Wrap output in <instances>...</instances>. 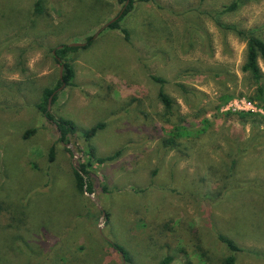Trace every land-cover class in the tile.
<instances>
[{"label":"rangeland","instance_id":"rangeland-1","mask_svg":"<svg viewBox=\"0 0 264 264\" xmlns=\"http://www.w3.org/2000/svg\"><path fill=\"white\" fill-rule=\"evenodd\" d=\"M37 1L0 0V264H123L111 242L130 264H225L218 234L241 249L234 264H264V60L259 85L242 70L245 40L212 17L234 0H135L127 37L105 26L116 0H40V12ZM220 21L264 40V0H240ZM70 43H83L66 55L75 75L50 112L76 124L77 158L57 142L49 160L56 133L36 103L60 77L54 48ZM153 76L174 100L169 120ZM175 123L190 134L167 149ZM92 147L118 155L98 163ZM81 162L102 222L75 186Z\"/></svg>","mask_w":264,"mask_h":264},{"label":"trees","instance_id":"trees-1","mask_svg":"<svg viewBox=\"0 0 264 264\" xmlns=\"http://www.w3.org/2000/svg\"><path fill=\"white\" fill-rule=\"evenodd\" d=\"M134 1L135 0H116L117 3L122 4V8H121L122 12L115 21H113L112 23L108 25V28L120 29L125 34L126 37L128 36L127 30L121 27L120 22L128 13H130V11L133 10ZM238 1L240 2V0H234L233 2H231V4L219 10L212 17L215 19L216 23H218L219 25H223L225 28L235 31L239 37L245 40L246 56H245V62L242 65V70L248 72L251 75L252 79L257 84L260 85L259 82L262 79V72L258 64V58L261 57L264 60V40L261 39L256 34L255 31L239 29L234 25L222 24L220 21V16L226 12L234 10L239 4ZM35 9L37 12H40V0H38L35 3ZM93 41H94V37L92 35L87 36L84 47H88L89 45H91ZM77 48L78 46H69L68 44H62L61 48H58V47L54 48L53 55H54L56 62L59 63V65H63L62 74L58 78L54 87H45L42 89L40 100L39 102L36 103V108L40 111L41 114H43V116L47 120V123L50 124V127H52L54 132L56 133V139L53 141L54 143L51 145L49 149V154H48L49 160H53V158L55 157L54 144L57 142L61 143L65 147V149L71 153V150L67 148L64 144L70 143L71 142L70 137L74 136L77 132L76 124L72 120L64 118V117L56 118L50 112V110L47 109L48 98L53 94L51 98V103L53 104L58 97V93H56V91L63 84L67 86L72 83L71 81L74 78L75 71H74L72 64L67 60L66 55L68 51L75 50ZM153 79L156 82L160 83V88L157 92V97L163 105V110H164L163 115L167 117L166 120H169V117L173 115L174 100L163 89L164 79L161 77H157V76H153ZM258 94L259 96H257V99L263 100L262 96L264 92L260 86L258 87ZM239 115H240L239 117L245 118L246 115H248V113L241 112ZM103 127H104V123L98 122L95 125L89 127L88 129L83 130L82 136L85 138V140H89L97 133V131H99ZM30 130H31L30 133L35 131L34 128ZM189 134L190 132L186 125L175 123L173 124L172 129L169 131V136L163 139V142H162L163 147L167 149H172L174 146L177 145V142H178L177 139L181 137H186ZM88 154H90L91 157L95 158V160L98 163H104L106 161L114 159L118 155V152H115L111 155L97 157L95 155L94 148L92 147L88 150ZM233 164H234V160H232L231 162V167H233ZM89 165L90 164L88 162H81L77 166V168L73 167L75 186L82 193H83L84 184H86L87 186V191L89 192L94 191L92 184L90 180L88 179L89 173H90ZM85 177H86V181L84 179ZM19 217L20 218L18 219V221L22 222L24 218L21 216ZM218 239L231 252L230 255L226 257L225 264H234V261H235L234 253L241 251V249L235 244V242L232 239L228 238L227 236L223 234H218ZM110 245L111 247L115 248L121 253V256L125 260V263L127 264L131 263L132 258L130 254L121 244L117 242H111ZM172 259L173 258L171 255H166L163 257L160 264H172ZM177 264H195V263L191 261L188 258V256H186L185 259L181 263H177Z\"/></svg>","mask_w":264,"mask_h":264},{"label":"water","instance_id":"water-1","mask_svg":"<svg viewBox=\"0 0 264 264\" xmlns=\"http://www.w3.org/2000/svg\"><path fill=\"white\" fill-rule=\"evenodd\" d=\"M121 12H122V10L119 12V14L118 15H116L115 17H113L111 20H109L106 24H105V26H107V25H109L110 23H112L113 21H115L118 17H119V15L121 14ZM69 46H79V45H83V43H70V44H68ZM62 46L60 45V46H58V48H61ZM54 52V51H53ZM62 69H63V65H60V76H61V74H62ZM62 86H64V84L62 85ZM61 86V87H62ZM60 87V88H61ZM53 95V94H52ZM52 95L48 98V103H47V109L48 110H50V105H51V98H52ZM67 148H69L70 150H71V152H72V159L74 160V159H76L77 158V154H76V151L74 150V148H73V145L71 144V143H65L64 144ZM74 167H76L77 168V166L76 165H74ZM85 179V181H86V177L84 178ZM83 192H84V194L86 195V196H88L92 201H93V203L97 206V208L98 209H100L101 210V216H100V222H102L103 220H104V211L101 209V206L99 205V203L97 202V200L95 199V195H94V193L93 192H89V191H87V186H86V184H84V186H83ZM123 264H125V260L123 259Z\"/></svg>","mask_w":264,"mask_h":264},{"label":"built area","instance_id":"built-area-1","mask_svg":"<svg viewBox=\"0 0 264 264\" xmlns=\"http://www.w3.org/2000/svg\"><path fill=\"white\" fill-rule=\"evenodd\" d=\"M241 103H242V104H245L246 102H245V100L241 99ZM247 105H248V106H251L250 103H247ZM247 105H244V106H240V105H238V109H247Z\"/></svg>","mask_w":264,"mask_h":264}]
</instances>
